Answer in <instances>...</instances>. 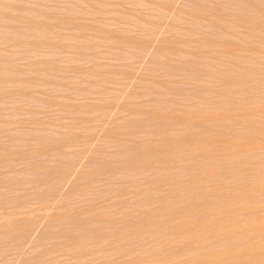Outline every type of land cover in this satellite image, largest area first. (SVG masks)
I'll return each mask as SVG.
<instances>
[{
  "label": "rangeland",
  "instance_id": "1",
  "mask_svg": "<svg viewBox=\"0 0 264 264\" xmlns=\"http://www.w3.org/2000/svg\"><path fill=\"white\" fill-rule=\"evenodd\" d=\"M211 1L222 3L0 0V13L11 14V23L19 30L14 37L0 25V87H4L0 94V159L6 158L9 163L3 166L0 162V227L23 218L35 220V226L25 236L0 235V264H122L133 260L156 264L160 261L157 251L164 245L179 247L189 239L184 235L170 239L151 237L148 233L155 225L188 223L193 230L195 224L227 215L231 209H240L239 219L244 222L250 214L247 205L258 212L264 206L261 194L252 202L242 194L245 186L241 183L248 173H221L219 177L211 171L203 178L198 169H192L191 162L175 161L169 162V166L153 162L147 167L111 169L125 167L126 159L136 158L133 149L127 150L134 145V149L140 150L147 146L154 154L164 138L173 142L175 138L178 143L180 138L187 137L191 143L187 150L194 142L206 145L213 137L224 140L234 136L238 141H246L242 137L244 121L264 122V113L244 116L246 108L264 109V0H231L221 5L210 4ZM191 11L200 17L191 18ZM249 11L253 15L247 16ZM31 21L39 24V31L27 28ZM125 38L143 40L146 46L138 50ZM167 47L170 64L159 59ZM187 60L195 63L193 67L205 70L198 75L188 69L173 70L179 61ZM185 63L179 67H187ZM5 71L10 73L8 78ZM133 109H139L138 113L154 112L163 125L157 129L145 122L141 113H133ZM188 112L197 113L199 122L217 127L218 132L203 135L197 124L184 126L167 119L184 117ZM238 114L241 116L233 119L239 122L233 125V119H225ZM52 144L64 155L49 150ZM5 149L18 157L6 156ZM25 149L34 155L19 156ZM191 154L201 160L197 148ZM65 155L73 162L70 161L72 168L62 183L54 177L42 183L37 176L38 167H34L39 184L32 175V158L51 167L60 162L59 157L65 165ZM107 160L109 168L95 176L97 162ZM253 160L247 162L246 169L254 167ZM210 163L218 171H233L230 163L223 166L217 159ZM78 173H83V177ZM249 174L261 184L264 163ZM10 186L16 190L11 191ZM258 190L261 188L252 187V191ZM215 191L221 197L212 196ZM41 192L43 195L38 196ZM13 195H18V199ZM12 196L19 200L18 204L11 203ZM219 198L225 200V207L214 204ZM72 212L86 218L127 216L139 225L141 232L115 240L112 233L116 231L110 229L111 237L101 241H79L75 238L80 223H71L77 229L70 230L65 229L69 223L63 225L62 230L67 235L69 230L72 237L64 236L66 232L62 234L55 226L57 223H53L46 229L52 228L53 233H45L41 218ZM209 229L203 230L207 238L203 245L215 242L208 238ZM41 230L47 239L42 238ZM78 233L79 237L83 235ZM62 238L63 242L69 243L72 238L77 242L63 244ZM199 253L201 249L185 256L191 258Z\"/></svg>",
  "mask_w": 264,
  "mask_h": 264
},
{
  "label": "bare ground",
  "instance_id": "2",
  "mask_svg": "<svg viewBox=\"0 0 264 264\" xmlns=\"http://www.w3.org/2000/svg\"><path fill=\"white\" fill-rule=\"evenodd\" d=\"M230 1L231 0H222L221 1L222 3L211 1L210 4L221 5V4L229 3ZM251 15H253V13L249 11L247 13V16H251ZM189 16L191 18H194V19L200 17V15H198L194 11H191ZM11 20H12L11 14L0 13V25H1V27L3 29H5L6 31L10 32L11 35L15 37L18 34L19 30L17 29V27L14 26L13 23H11ZM5 24H7V25H5ZM27 28L28 29L32 28L34 31H39V24L34 22V21H31L30 26ZM107 35H111V32H107ZM125 40L129 43V45H131L132 47H134L138 50H142L146 46L145 41H143V40H132L129 38H125ZM160 58L164 60V63H166V64L168 63V60L170 58L168 47L166 49V52L164 54H162L159 57V59ZM184 62L188 63V64L185 63L187 67H184V66L179 67L180 65H182L180 63H184ZM184 62L179 61V63H178L179 66L173 67V70L174 71H180V70H187L188 69L189 71H191L195 75H198L199 73H201L202 71L205 70L203 67H193V65H195V63L192 64V61L188 62V60H187ZM168 64H170V63H168ZM260 70L262 71V67L260 68ZM5 76H6V78H8L10 76L9 71H5ZM3 90H4V87H0V94L2 93ZM138 111H139V109L138 110L137 109L132 110L133 113H138ZM140 113L144 116L145 122L152 124L157 129H159L163 125L160 116L153 114L154 112L151 113V112H146V111L141 110L138 114H140ZM263 113H264V109H262V108L260 109L257 106H252V107L245 109L244 116H247V117L258 116V115H261ZM240 116L241 115L238 114V116H234V117L228 116V117H225V119L239 118ZM198 118H200V117H198V114L194 113V112L185 113L184 117H181V116H168L167 117V119L170 122H179V123L183 124L184 126H191L193 124L194 125L197 124V126L201 129V132L203 135H206V133L209 131H212L214 133L218 132L219 129L217 127H209V126L205 125L204 123L199 122ZM210 118H213V117L210 116ZM194 119H195V121H194ZM237 122H239V120L233 119L232 125L234 123H237ZM242 131L244 133L242 137L245 138L246 141H238V140H236V138L234 136L233 137L229 136L230 138H227L224 140L219 139L217 137H213L210 139V142L207 143L206 145H203V144L198 143V142H194L193 143L194 146H192L188 150L186 148L189 145H191V143L187 137L186 138L183 137L184 139L180 138L178 143L177 142L175 143V138H174V142L172 141L173 139L164 138L163 142H161L160 145L157 146L158 151L154 154L152 153L151 150H148L149 147H147V146H141V148H142L141 150L137 149V148L134 149L136 145L131 146V148L128 147V149L126 146V149L129 151L133 149L132 151H134L135 155L133 153L132 154L136 158H133V156L130 155V156H132L133 159H129V160L126 159L124 161L125 167L113 166V167H111V169H113V170H116L118 168L131 169V168H135L137 166H146L147 167V166L151 165V163H153V162H161V163H164L165 166L166 165L169 166V162L175 161V162H191L192 169L193 170L198 169V175H201L203 178H205L204 175L206 173H209L211 171L215 172V174L219 177H222L221 173L232 175V176L242 175V174L248 173L244 177V179L241 183L242 186H245L242 194H245L246 199L249 202H252L254 200L255 196L260 195V194L262 196H264V179L263 178L259 179L260 183H261V184H259L254 179V176L249 174V173L254 172L258 167L262 166V164L264 163V122L259 121V120H252V119L246 120V121H244V124L242 125ZM172 142H173V144H176V145H172L171 144ZM173 146H175L176 148H174ZM194 147L197 148L201 152V155H199L201 157V160H196V159L191 157V155H192L191 153H193ZM49 148L48 149L51 150L52 152H57L58 155H64L60 151V148L55 144H52V146H50ZM5 150H7V151H5L7 153L8 149H5ZM139 150H140V152H138ZM0 151L2 153V150H0ZM3 153H4V151H3ZM24 154L28 155L29 157L34 155V153L31 155L30 151L28 149H25V151H23V150L20 151L19 156L22 157ZM46 154H47V152H46ZM48 154H52V153L48 152ZM5 155L6 156L8 155V157H13V156L17 155V157H18V154H16V153H14L13 156L9 155V152H8V154H5ZM25 155H24V157L27 158ZM44 155H45V153H44ZM2 156H3V158H5L3 154H2ZM65 156H64V158H65ZM5 159H3L4 162H6ZM32 159L34 161L33 165H36V166L32 165L31 171L34 172V173H32V175H34L36 177V179L38 176V179H41L40 181H42V183H44L45 180H49V181L51 180L52 181L53 178L51 179V177L56 178V181L58 180V182L61 179V182H59V184L62 183V178L72 168L70 161H71V163L73 162L72 160L69 161L70 158L67 159V156H66L65 159H66V161L68 160V162L65 163L66 161H64L65 165H62L61 161H63L64 159L62 157L61 158L59 157L60 162L58 161V162H56V164H55V162H53V164H55V165H53L51 162V165H53V166L47 167L46 165H40L42 162L41 163L39 162L40 164H38V163H36L37 160H34V158H32ZM32 159H30V162ZM212 159L219 160L220 164L223 166L230 163L231 164L230 168H232L233 171L229 174L227 172H221V169L219 171H218V169H213V167L210 163V161ZM255 159H257V161ZM3 160L0 159V162H1V165L3 164V166H4V164H7V162L4 163ZM251 160L254 161V164H253L254 167H252L250 169H246L245 167L247 166V162L251 163L250 162ZM108 163H109L108 160L103 161V162H97V164L93 170V174L96 176V175L103 173L106 169L109 168ZM239 163H241V164H239ZM37 164H38V166H37ZM69 164H70V166H69ZM236 164H238V165H236ZM34 167H36V168L38 167L37 170H38L39 175H37V176L35 175V172H37V170H35L36 168H34ZM33 168H34V170H33ZM223 168H225V167H223ZM40 169L43 170V171H41L42 173L40 172ZM40 173H41V176H40ZM78 176L80 178H82L83 173H78ZM11 177H10V179H11ZM31 178H32V176H31ZM10 179H9V182L7 184L10 183V181H11ZM27 179L29 180V178H27ZM7 180H8V178H7ZM12 180L14 181V179H12ZM19 180L20 179H18L17 182ZM24 180L22 179V182H24ZM201 180H203V179H201ZM5 181L6 180H4L3 182H5ZM40 181H39V184H40ZM32 182H34V181L32 180ZM20 183H21V180H20ZM20 183L18 182V185L16 183L15 184L17 186H19ZM25 183H26V180H25ZM53 183H54V181H53ZM7 184L4 183L2 185H6V188H7ZM11 184H12V182H11ZM54 184H56V183H54ZM30 185H31V182H30ZM30 185H28V186H30ZM35 185H36V183L34 184V186ZM12 186H10L11 191L15 189V186H14V189H12ZM23 186L27 187V185L26 186L23 185ZM254 186L261 188V191L260 190H258L257 192L252 191V187H254ZM56 187H57V185H56ZM53 188H54V186H53ZM233 191L234 190L230 191V193H232ZM23 192H24V190H23ZM31 192H32V190H31ZM43 192H41L42 194L39 193L38 196L43 195ZM46 193H47V191H45L44 195ZM8 194H9V192H8ZM13 194H14V192H13ZM16 194H17V192H16ZM25 194H26V192H25ZM29 194L31 196L30 189H29ZM18 195L17 196L13 195L16 200L18 199ZM33 195H34V193H33ZM35 195L37 196L36 191H35ZM13 196H12V200L14 199ZM26 196H28V193ZM26 196H25V198H26ZM212 196L221 197V195L219 193H217L216 191ZM19 198H20V196H19ZM7 199H8V197H7ZM9 199H11V196H9ZM15 199L13 201L11 200V203L15 204V201H16ZM21 199H22V197H21ZM4 200H2V201H4ZM18 203H19V200L16 201V204H18ZM214 204L216 206H219V207H225V200L222 198H219V199L214 201ZM247 209L250 211V214L247 216V219L244 222L239 219L240 209H231V210H229L227 215H222L221 217L216 215L215 218L210 222H206V223L200 222V223L195 224L193 230H192L193 225L188 224V223H159L157 226L155 225L153 230H151L148 233L151 237L158 236V237H162L163 239H170V238H173V237L178 236V235H184L185 237H188V239H189L188 242H186L183 245H180L179 247H173L169 244L164 245L160 250L157 251L158 256L160 257V261L156 264H163V263L164 264H264V206H261L258 208L259 212L255 209H252V207H250L249 205H247ZM65 215L66 216H62V215L61 216L60 215L55 216V215H53V216H45V217L41 218L44 222L43 227H45V233H47L48 236H49V233H53V230H52V232H50L52 228L50 229V231H46V229L49 230V228L51 227V224H53V223H55V224L57 223L58 226L57 225H55V226L57 227V229L59 228L58 230L60 232L63 231V232H61L62 234L66 232L64 230L65 229L67 230L68 227H69V230H70V227L72 229H77V226L74 224L73 226H76V228H73L71 223L72 224L73 223H80L81 228L83 230L85 229V231L83 233L82 229L78 227L79 231L77 230L76 235H78L79 239L78 238H75V239H77L79 241L80 240L81 241L89 240V239H95L97 241L98 240L101 241L102 238L111 237L108 234L110 229H114L116 231V232L112 233L113 234L112 237L115 240H120L121 238L128 237L130 234H136V233L141 232L139 225L137 223L132 222L131 219H129L127 216L121 217L119 219H115L113 216H109L106 218H100L99 216L94 215L91 218H86V217H81L78 212H72L69 215H67V214H65ZM23 219L24 220H14V221L10 222V224L0 227V235L1 234L13 235V236L15 235V237H17V235H24L25 236L24 233L27 232V230L29 232L31 229V226L33 228V225H34L33 223L35 222V220L34 219L25 220L26 218H23ZM41 219H40V221H41ZM58 223H61L62 226H60V224H58ZM65 223H69V225H67V227L65 225V229L63 228V230H62V227ZM93 223H95V224L99 223V225L94 226ZM100 223H101V225L102 224L103 225L101 226ZM92 225H93V227H92ZM89 226H90V228H88ZM208 228H210L209 230H211V231H208V238L214 240L215 242L214 243L211 242L209 244L203 245V243L206 242L205 239H207L205 237V235H203V230H205V229L208 230ZM42 229L44 230V228H42ZM188 229H189V231H187ZM69 230H68V235L70 236L71 234H69ZM42 232L40 233L41 235H43V233H44V232L43 233ZM55 232H57V231H55ZM78 232L83 233V235L80 236L81 238L79 237ZM45 233L43 235L44 237H42V236L41 237L44 239H47L48 237ZM82 233H80V234H82ZM52 235H54V234H52ZM66 235H67V232L64 236H66ZM68 235L66 237H69ZM45 236L47 238H45ZM50 236H51V234H50ZM19 237L22 238L21 236H19ZM52 237L55 238L54 236H52ZM70 237H72V235ZM73 237H76V236H73ZM67 239H69V238H67ZM62 240H64V239L62 238L60 242H63ZM72 240L74 241L73 238L71 239V241ZM77 240L75 242H77ZM71 241L69 243L67 241L66 242L64 241L63 244L67 243V244L71 245L72 244ZM75 242H73V244ZM221 246H224V247L220 248ZM198 249L199 250L201 249L202 253H199L196 256L191 257V258H188L185 256L186 253H188L192 250H198ZM182 255H183L182 258H175V257H179ZM173 258H175V259L173 260ZM134 262H136V261L135 260L128 261V262H124L122 264H139L142 262L145 263V261H139L138 263H134Z\"/></svg>",
  "mask_w": 264,
  "mask_h": 264
}]
</instances>
